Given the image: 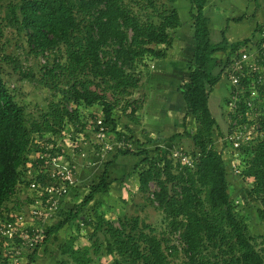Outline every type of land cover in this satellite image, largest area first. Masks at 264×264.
Returning a JSON list of instances; mask_svg holds the SVG:
<instances>
[{
    "label": "trees",
    "instance_id": "obj_1",
    "mask_svg": "<svg viewBox=\"0 0 264 264\" xmlns=\"http://www.w3.org/2000/svg\"><path fill=\"white\" fill-rule=\"evenodd\" d=\"M207 2L189 0L194 50L187 64V80L179 86L186 107L183 131L164 139L173 142L181 136L191 138L193 155H199L189 167L159 147L148 148L135 141L128 126L121 129L115 119L122 100L129 102L128 114L143 106L145 96L139 97L137 92L145 85V71L137 65L149 67L151 62L165 59L173 49V32L183 26L177 0H0V220L9 218L11 211L27 202L20 168L34 161L33 155L42 142H55L69 124L84 128L82 119L95 120L92 108L99 109L109 131L134 142L132 149L115 152L85 196L47 226L44 242L65 225L73 230L59 245L60 258L54 264H93L90 247L94 253L100 251L98 232L103 234L105 252L111 256L109 264H171L163 248L168 236L158 237L139 217L121 214L120 226L116 227L101 214L93 220L84 213L97 194L106 193L121 181L110 179L108 172L117 155L140 157L128 175L136 173L138 192L157 204L170 232L178 233L185 257L183 264H264V235L255 236L237 215L228 179L229 172L234 170L244 181L251 180L249 193L258 202L255 215L262 227L264 103L256 118V137L234 152V157L241 160L237 171L214 146L213 132L219 127L209 109L208 95L222 79L224 68L213 74V58L225 53L228 63L235 50L250 43V39L229 42L223 28L221 40L212 42ZM9 29L24 39L27 54L39 59L34 67H24L18 55L5 52L4 37ZM10 80L36 82L38 87L48 90L43 105L24 102L21 87L10 85ZM223 96L226 100V92ZM240 106V116L238 112L229 115L242 124L247 119L242 103ZM31 107L38 111L37 118L29 111ZM83 111L87 113L82 118ZM189 115L195 121L194 133L185 123ZM151 181L157 190L150 191ZM8 202L13 204L8 206ZM82 225L93 228L89 243L81 240ZM258 237H262L260 247ZM41 245L27 252L25 264L35 263ZM3 247L0 240L2 263ZM170 248L176 249L174 245Z\"/></svg>",
    "mask_w": 264,
    "mask_h": 264
},
{
    "label": "rangeland",
    "instance_id": "obj_2",
    "mask_svg": "<svg viewBox=\"0 0 264 264\" xmlns=\"http://www.w3.org/2000/svg\"><path fill=\"white\" fill-rule=\"evenodd\" d=\"M234 2L236 1L220 0L219 2H217V1L208 0L205 6L206 8L205 10L211 18L210 19L211 41L218 42L221 40V35H222L221 31L223 28H225V36L230 39V40L228 39L229 42H231V40H234L235 36H237L240 39L250 37L252 39L251 41H253L254 43H257L258 41L262 40L264 36V31L263 30H261L260 32L256 31L257 30L256 27L260 28V24H262L261 23L262 19H258L255 21L249 20L245 15L246 12L243 11V13L241 14L242 9L237 11V13H233L235 12L232 11V9L235 6V4H233ZM176 5L179 9L180 16L183 20V26L173 32L174 48H173V52L169 53V57L172 59L182 58V60H184V63L187 62L188 64L192 60V54L194 50L192 21L189 16V5H190L189 0H177ZM230 16H234L236 18L241 17L245 19V21L241 23L243 27L241 28V31H239L238 33L236 29L234 28L230 29V22L232 21L231 19L233 18V17L231 18ZM226 32L228 33V36ZM250 32L253 35H251ZM5 33L6 36L4 37V40H7L4 49L5 52L12 55H18L21 60V65H23L24 67L26 68L34 67L38 58L35 59L34 57L29 56L27 54L28 48L26 46V43L24 42V39L18 38L16 34L10 29L9 32L7 30ZM245 48L248 47L246 46ZM224 62H225V53L216 54V57L213 58L212 61V65H213L212 73L216 74L219 70H221L223 68ZM184 70L186 71V68ZM187 75L188 72H185L183 78H187ZM9 82L10 85L12 86L18 87L19 85L21 87L20 92L21 95L23 96L21 98L24 99L23 100L24 102H32L43 105V97L48 94V90H43L42 88L38 87L36 82H29L28 80H23L20 83H16L13 80H10ZM226 83H227L226 80L221 79L219 84H217L215 88L211 92H209L208 95L209 109L211 111L212 116L218 123V127H219L218 131L215 130L213 132V139H214L213 142L215 147L219 146L217 140L221 135H223L228 131L230 126L229 124L230 118L227 115L229 114V111L227 110L229 108L225 107L226 102H225V97L223 96L224 93L227 91V88L225 86ZM149 93L152 92L150 91L149 85L146 84L141 90L137 92L139 97L141 96V94H144V96L146 97V94ZM146 102H147V97L143 99V106L140 109H138L133 114H128V112H130V107L128 105L129 102L122 100L119 103L118 109L116 110L118 111L119 118H123V120H129V121L135 120L140 122L143 119L147 109ZM29 111L31 112L32 116L36 118L39 115L38 111H36L34 107H31ZM83 112L84 113H82L81 116L82 118L84 117V114L87 113V111H83ZM183 112L185 117V111ZM185 123L188 127V130L191 133H194L195 121L191 115L187 116ZM120 125L121 124H119V127L122 129V126ZM167 127L170 126L167 125ZM89 133L91 135L90 131ZM247 133L249 134V136H251V138L256 137L257 134L256 130L252 129L251 127ZM49 136L51 137V135ZM170 143L171 145L167 147L163 142H160L159 148H161V150L162 148H165L164 152H166L172 147L173 148L182 147L190 151L194 150V147H192L191 138L188 136H181ZM153 147H156V145L154 146V144L152 145L148 144V148H153ZM107 154L103 155L101 153H94L93 155H88L86 158L93 156L91 158V163H94L95 161L96 162L99 161L105 164V162L108 161ZM223 157H226V155L223 154ZM86 158L84 160L83 158L80 159L79 163L81 164L83 161H86ZM96 158L98 159L96 160ZM227 163L229 166L233 167L234 164L236 167V163L235 162L232 163L231 160H228ZM103 168L104 167L101 166L100 172H102ZM131 171H133V169ZM131 171H129L128 173L125 171L123 173L121 172L120 169L114 171V168L112 169V167H110V171L108 169L109 178L112 176V178H117L120 179L121 181H119V183L113 184L106 193L97 194L95 196V199L91 201L89 205L85 208L84 213L89 215L91 218H93V220H97L98 215L101 214L106 220L111 222L116 227L120 226L118 222V218L121 216V214H124L128 217L129 216L139 217L140 220H144V224H149L151 226V228L154 230V234L157 235L158 237L161 238L168 236L167 240L164 242L163 248L165 252L169 254V260L171 264H183L185 257H184V252L181 249L182 244L180 242L178 233L170 232V229L167 227V220L164 219L163 212L157 207V204L156 203L152 204L147 198H145V196L141 195L138 192V182L136 180L137 179L136 173L129 176L128 174ZM91 173L93 174H91L88 177L89 179H85L83 182H81L80 179L78 178L75 186H73L70 189L69 193L67 194V200L65 199L66 203H64L65 206L63 205L65 208L62 207V209L60 210L61 214L66 212V210L73 208L89 191V186L98 181L99 179L98 170L95 168ZM228 179L231 184L230 197L237 207V212H239L237 215L245 220L249 230L255 236L264 235V224H262L263 226L261 227L260 225L257 224L258 222L256 221L255 208L256 206H258V202L249 193V185L251 180L249 179L244 181V179H242L240 175L236 173L234 170H231L229 172ZM149 187H150V191L157 190V185L153 181L149 183ZM12 204H13L12 202H8V206ZM81 227H82L81 240L85 243H89V241L91 240L89 238L93 228L90 225L88 226L82 225ZM72 231L73 230L70 225H65L57 233H55V236H52L49 241L44 242L38 250L36 261L34 264H54V262L60 258V253L58 250L59 245L65 242L68 236L73 234ZM96 238L99 244L101 245V247L98 253H94L92 247H90L91 257H93L94 259L93 264H109L111 262V256L105 252V240L103 234L101 232H98ZM261 238L262 237L257 238L258 247L261 246V244H259V242H261ZM166 245L168 247H166ZM172 245L176 247L175 250L173 248L168 249Z\"/></svg>",
    "mask_w": 264,
    "mask_h": 264
},
{
    "label": "built area",
    "instance_id": "obj_3",
    "mask_svg": "<svg viewBox=\"0 0 264 264\" xmlns=\"http://www.w3.org/2000/svg\"><path fill=\"white\" fill-rule=\"evenodd\" d=\"M41 61L45 62V59ZM137 67L147 70L153 66L139 64ZM223 67L222 79L227 82L225 107L230 109H227L229 113L235 114L240 112L238 108H241L242 103L247 122L239 124L237 119L228 114L229 129L219 137V146L215 148L219 154L226 155L224 158L235 162L237 167L238 158L234 157V152L252 139L247 132L250 127L255 130L256 118L264 103V36L257 43L250 40V43L237 48ZM261 93L263 96H260ZM92 113L96 114L95 120L82 119L80 122L86 124L84 128L69 124L55 142H42L40 149L33 155L34 161L20 168L25 186L23 196L27 202L11 211L9 218L0 220V240L5 257L4 263L0 264H25L27 252L43 244L47 226L59 215L65 197L78 180V168L84 163L80 164V159L84 160L94 153L104 155L133 148V139L127 140L107 129L98 108H92ZM193 152L182 147L169 150L172 158L189 167L199 155H193ZM35 161L38 166H35ZM236 167L233 164V169L238 171Z\"/></svg>",
    "mask_w": 264,
    "mask_h": 264
},
{
    "label": "crops",
    "instance_id": "obj_4",
    "mask_svg": "<svg viewBox=\"0 0 264 264\" xmlns=\"http://www.w3.org/2000/svg\"><path fill=\"white\" fill-rule=\"evenodd\" d=\"M209 1L219 2L220 0H209ZM235 1L236 2L233 3L235 4V6L232 9V11L235 12L233 13H237V11L242 9L241 14L243 13V11L246 12L245 15L249 20L255 21L258 19H262L261 22L262 24H260V28L256 27L257 29L256 31L258 32H260L261 30L264 31V0H235ZM230 17L231 18L233 17L231 19L232 21L230 22V29L234 28L238 33L239 31H241V28L243 27L241 23L244 22L245 19L242 18L240 21H236V19H234L236 17L234 16H230ZM226 34L228 36L227 32ZM250 34L253 35L251 32ZM247 38L252 40L250 37ZM247 38L240 39L237 36H235V39L231 40V42L237 40H243ZM171 52H173V49L170 51V53ZM150 65H152L153 67L147 70H143L145 71L144 84L149 85L150 91L152 92L146 94L147 109L143 119L140 122L135 120H131V121L123 120V118H119L118 111L115 112V119L118 125L121 124L120 126L123 125L128 126L132 138L135 141L139 142L140 144H143L144 146L147 147L148 144L150 145L154 144V146L156 145V147H159V143L163 142L167 147H169L171 143L164 141V139L172 136L175 133H181L183 131L182 122L184 119L183 111H185V103L182 98V94L180 92L179 86L185 80H187V78H183V75L185 74V72H188V65L187 62L184 63V60H182V58L172 59L169 57V54L165 57V59L153 61L151 62ZM185 68L186 71L184 70ZM167 125L170 127H167ZM164 149L165 148H162L163 152ZM169 150H167L166 152H169ZM114 153L115 152H111L107 154L108 161H111L113 159ZM92 157L93 156L87 158L86 161H84L85 163L84 164L82 163V165L78 168L77 175L81 182H83L85 179H89L88 177L91 174H93L91 172L95 168L98 170L99 176L102 173L100 172V169L101 166L104 167V164L99 161L97 162L95 161L94 163H91ZM97 159L98 158H96V160ZM138 161H140V157L135 155H117V157L109 165L108 169L110 171V167H112V169L114 168V171L120 169L121 172L124 173L126 171L128 173L129 171L134 169L132 167H134ZM110 179H117V178H112L111 176ZM65 199L67 200V196L65 197ZM65 199L63 205L64 203H66Z\"/></svg>",
    "mask_w": 264,
    "mask_h": 264
}]
</instances>
